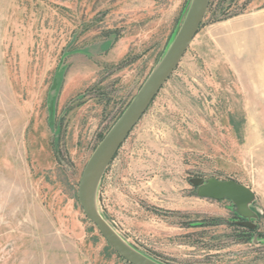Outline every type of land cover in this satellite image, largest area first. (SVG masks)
<instances>
[{
	"label": "rangeland",
	"instance_id": "rangeland-1",
	"mask_svg": "<svg viewBox=\"0 0 264 264\" xmlns=\"http://www.w3.org/2000/svg\"><path fill=\"white\" fill-rule=\"evenodd\" d=\"M184 1L0 0V264H128L82 213L78 185L167 52ZM259 16V32L243 28ZM262 38L264 0H210L98 184L97 211L158 264H264ZM119 40L125 56L105 64ZM210 179L248 188L249 214L199 197Z\"/></svg>",
	"mask_w": 264,
	"mask_h": 264
},
{
	"label": "water",
	"instance_id": "water-1",
	"mask_svg": "<svg viewBox=\"0 0 264 264\" xmlns=\"http://www.w3.org/2000/svg\"><path fill=\"white\" fill-rule=\"evenodd\" d=\"M210 0H192L167 52L138 94L104 136L86 163L78 185L77 198L82 213L97 229L107 245L128 264H158L127 246L110 228L95 205L98 184L107 167L146 113L158 93L178 67L206 15ZM198 196L212 200L231 201L241 216L249 214L253 194L234 181L210 179L198 188Z\"/></svg>",
	"mask_w": 264,
	"mask_h": 264
},
{
	"label": "crops",
	"instance_id": "crops-1",
	"mask_svg": "<svg viewBox=\"0 0 264 264\" xmlns=\"http://www.w3.org/2000/svg\"><path fill=\"white\" fill-rule=\"evenodd\" d=\"M184 2H185L184 4H186L189 1L185 0ZM243 20H244L243 28L254 29L259 32V29L262 27L261 24V21L263 20L262 16L255 18H247ZM261 40L263 41V38ZM126 51H127L126 41L119 40L118 42H116V44H114V46L110 48V50L107 52L106 56L104 57L103 61L105 62V64L113 65L116 62L120 61V59H122L125 56ZM65 97L66 94L64 92L62 93L61 100H63Z\"/></svg>",
	"mask_w": 264,
	"mask_h": 264
},
{
	"label": "trees",
	"instance_id": "trees-1",
	"mask_svg": "<svg viewBox=\"0 0 264 264\" xmlns=\"http://www.w3.org/2000/svg\"><path fill=\"white\" fill-rule=\"evenodd\" d=\"M188 4H189V2H187L185 5H184V7H183V9H182V12H181V15H180V17H179V19H178V23H177V25H179V23H180V21H181V19H182V17L184 16V14L186 13V10H187V8H188ZM113 44V41H111V42H108L106 45H105V51H108V49L111 47V45ZM62 81H63V75H62V77H61V79H59V81L57 80L56 82H54V84H55V86H56V83H58L57 84V86L55 87V86H52L51 88H52V91L54 92V94L53 95H49V98H48V100H49V103H51V108L53 107V105L55 104V100L57 99V95H58V93H59V90H60V86H61V84H62ZM249 232H251L250 234H249V237L247 238V239H249V240H253V238H254V230H251V231H249ZM257 237H260V239L263 237L262 235H256ZM259 239V240H260ZM258 240V239H257ZM114 254L118 257V258H120L122 261H124L121 257H119L115 252H114Z\"/></svg>",
	"mask_w": 264,
	"mask_h": 264
}]
</instances>
